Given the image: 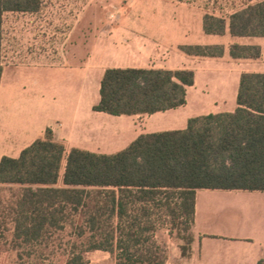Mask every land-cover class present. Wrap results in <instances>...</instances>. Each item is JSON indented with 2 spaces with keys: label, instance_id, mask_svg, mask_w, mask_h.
<instances>
[{
  "label": "trees",
  "instance_id": "1",
  "mask_svg": "<svg viewBox=\"0 0 264 264\" xmlns=\"http://www.w3.org/2000/svg\"><path fill=\"white\" fill-rule=\"evenodd\" d=\"M41 1L0 0V79L4 16L34 13ZM202 30L209 35L263 38L264 0H246L226 15L205 13ZM180 49L209 58L221 57L225 50L221 44ZM228 54L233 59L257 60L262 48L258 43L234 41ZM194 78L191 69L108 68L92 109L111 115H144L176 108L185 104L186 88L194 84ZM236 103L232 112L190 118L182 130L141 134L113 154L78 148L66 152L65 144L47 128L18 157L3 156L0 184L22 188L10 207L12 246L18 259L31 256L35 245L69 222L77 238L88 235L85 241L72 243L66 264H87L85 253L93 250L108 252L115 264H165L160 247L153 243L144 249L141 244L143 233L152 226H141L139 216L129 213V204L155 203L161 194L177 195L174 207L169 201L166 205L173 224L185 218L180 249L187 257L197 189L264 192V71L240 74ZM114 216L126 219V224L114 226Z\"/></svg>",
  "mask_w": 264,
  "mask_h": 264
},
{
  "label": "crops",
  "instance_id": "2",
  "mask_svg": "<svg viewBox=\"0 0 264 264\" xmlns=\"http://www.w3.org/2000/svg\"><path fill=\"white\" fill-rule=\"evenodd\" d=\"M77 4L86 6L79 16V29L56 31L48 29L30 32L32 43L40 41L42 37L40 33H46L44 38L46 48L41 51H45L44 53L49 55L52 62H61L62 66L68 69L62 84L70 89L66 98V103H69L70 111H72L69 116V126L63 130L62 122L48 120L33 133L30 129L17 127L12 130L6 122H3L0 125V146L5 153L3 156L18 157L25 147L42 137L47 128L51 129L56 140L65 144L66 152L71 148H78L103 153L100 149L104 141L124 143L126 148L141 134L182 130L187 127L190 118L209 113L232 112L236 108L237 103L233 102V95L232 102L229 103L221 94H210L207 83V79L211 77L209 69L206 65H202V68L194 65L201 60L229 56L228 48L224 50L223 56L218 58L188 55L180 49V46L218 43H199L184 37L181 33L163 32L157 16H155L154 26L146 25L144 20L136 19L129 22L117 16L116 22L110 25L109 30H105L107 22L110 21L104 23L97 13L100 12L97 7L103 5L102 0H42L38 11L20 14L42 13L48 18L52 17V21L57 15L69 19V12H71L69 8L58 10L55 7H71ZM87 12L90 15L89 19H87ZM93 20L96 23L94 30L88 29V23ZM203 35L208 38L221 37L204 32ZM229 37L232 38L230 35ZM3 41L4 37L0 87L3 83L5 68H9L12 64L4 61L6 57L3 53ZM108 68L191 69L194 71L195 78L194 84L186 88L185 104L179 107L153 114L111 115L92 109L93 105L99 101L100 81ZM199 76L202 86L198 82ZM189 93L192 94L195 102V106L191 109L188 106ZM217 103L222 104L217 105ZM39 134L40 136H36ZM27 137H30V140H27ZM0 186L17 185L0 184ZM240 191L260 192L196 190L191 223L193 241L189 255L187 257L181 255L180 264H264V192L245 195V193H238ZM239 208L242 212L249 210V215L245 214L242 220L241 216H238ZM253 213L256 216L255 225L261 240L257 249L252 247L254 237L245 233ZM218 241L226 242L225 244L230 247L229 252L218 255L219 253L214 251V244Z\"/></svg>",
  "mask_w": 264,
  "mask_h": 264
},
{
  "label": "rangeland",
  "instance_id": "3",
  "mask_svg": "<svg viewBox=\"0 0 264 264\" xmlns=\"http://www.w3.org/2000/svg\"><path fill=\"white\" fill-rule=\"evenodd\" d=\"M102 1L103 5L97 7L100 11L97 13L104 23L110 21L107 22L105 30L110 29V25L116 22L117 16L123 17L129 22L136 19L144 20V23L148 26H154L156 23L155 16H157L162 26L161 31L181 33L184 37L196 40L199 43H218L223 45L225 50L234 41L260 44L262 56L257 60L233 59L226 55L224 58L201 60L202 62L194 63L198 68L206 65L209 69L211 77L207 79V83L210 94H221L229 103L232 102V95L234 96L233 102L236 103L235 94L239 73L243 71H264V37L233 39L226 34L218 38H208L203 35L201 28L202 17L205 13L226 15L246 0ZM55 8L58 10L69 8L71 10L69 19L57 15L52 21V17L48 18L46 14L42 13L37 15L12 13L4 16L3 53L6 57L4 61L12 64L9 68H5L3 83L0 87V125L6 122L12 130L17 127L25 130L30 129L34 133L38 127L48 120L62 122L63 130L69 126V116L72 111H70L69 103H66V98L70 89L62 84L68 69L64 68L61 62H52L49 55L44 53L45 51H41L46 48L44 40L46 33H40L42 37L38 43H32L30 32L48 29L55 31L79 29V16L86 6L77 4L71 7L56 6ZM144 16L145 18H143ZM89 18L88 13L87 19ZM89 23L87 28L94 30L95 21ZM147 29L149 30L148 27ZM198 82L200 86L203 85L200 76ZM188 96V106L191 109L195 106V102L191 93ZM221 104L217 103V105ZM36 136H40V134ZM29 138L27 137V140H30ZM125 146L124 143L104 141L100 150L103 153L112 154L120 151ZM4 154L0 146V158ZM21 189L20 186H0V264H66L72 243L85 241L88 235L86 233V235L77 238L69 222L65 224L64 229L54 230L43 238L39 244L35 245L33 250L35 252L31 256L28 257L22 254L24 258L18 259V251L14 250L12 246L14 244L12 242L13 223L10 219V207L21 195ZM238 193L252 195V193L261 192L240 191ZM166 197L167 195H158L156 199L160 200L155 203L136 200L135 203L129 204V213L139 216L142 221L141 226H152V229L145 231L142 235L141 244L145 245L143 248L151 247L155 243L166 257L165 264H180L182 261L180 247L184 244L182 236L186 234L183 223L185 218H180L177 225L173 224L166 204L169 201L170 206L174 207V203L179 200L177 195ZM142 207H145L146 212L149 213V218L148 215L143 214ZM248 211L242 212V209L239 208L238 216H241V220L249 215ZM235 215L237 216L236 212ZM120 222L124 226L126 219L121 221L118 216L113 217L112 224L114 226L119 225ZM255 222L256 216L253 213L250 222L247 223L245 233L254 237V246L252 247L257 249L261 240ZM191 225L189 223V228ZM116 235H119V229H117ZM225 243L215 242L214 251L217 254L219 253L218 255H223L226 251L229 252L230 247ZM21 251L22 249L19 248V253H22ZM85 258L88 264H115L114 258L108 252L102 250L86 252Z\"/></svg>",
  "mask_w": 264,
  "mask_h": 264
}]
</instances>
